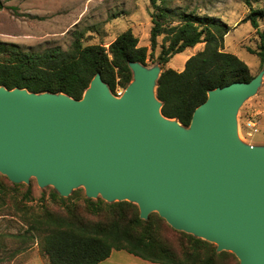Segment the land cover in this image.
<instances>
[{
	"label": "water",
	"instance_id": "1",
	"mask_svg": "<svg viewBox=\"0 0 264 264\" xmlns=\"http://www.w3.org/2000/svg\"><path fill=\"white\" fill-rule=\"evenodd\" d=\"M133 80L115 96L98 73L79 100L0 87V174L31 177L61 196L137 205L177 231L264 264V144L238 138L237 112L256 94L249 82L210 90L190 125L165 118L156 97L159 65L129 62Z\"/></svg>",
	"mask_w": 264,
	"mask_h": 264
},
{
	"label": "trees",
	"instance_id": "2",
	"mask_svg": "<svg viewBox=\"0 0 264 264\" xmlns=\"http://www.w3.org/2000/svg\"><path fill=\"white\" fill-rule=\"evenodd\" d=\"M149 1L154 9L150 14L152 52L157 38L163 36L157 57L163 68L157 80L156 97L162 103L161 113L165 118L188 127L194 110L206 101L210 90L249 82L254 76L236 55L223 51L224 37L231 30L226 22L215 16L171 9L168 0ZM248 5L250 12L246 20L258 29L264 8L252 9L249 2ZM3 8L0 1V10ZM259 37L257 49L247 51L264 68V34L259 33ZM199 44H203L202 50L185 61L183 70L165 68L175 55ZM146 59V47L138 46V38L130 29L118 35L108 49L99 44L84 45L79 34L66 51L51 47L24 52L15 44L0 42V87L63 93L79 100L98 73L112 93L117 84L125 88L131 80L128 63L145 64ZM22 186L0 175V213L8 214L5 210L18 213L27 226L19 236L25 243H36L48 264H98L112 251H125L157 264H238L232 253L217 252L214 244L173 229L156 213L141 219L133 203L83 198L84 212L96 218L89 220L78 205L70 203L76 191L64 198L52 190L48 201L58 206L54 211L44 199L39 205H27L32 201L30 186L19 199ZM163 225L182 236L179 253L163 238Z\"/></svg>",
	"mask_w": 264,
	"mask_h": 264
},
{
	"label": "rangeland",
	"instance_id": "3",
	"mask_svg": "<svg viewBox=\"0 0 264 264\" xmlns=\"http://www.w3.org/2000/svg\"><path fill=\"white\" fill-rule=\"evenodd\" d=\"M0 1L4 6L0 10V42L15 44L24 52H39L51 47H59L66 51L75 35L78 34L82 36L84 45L99 44L108 49L110 43L118 35L130 29L133 35L138 38V46L147 49L146 62L141 64L146 68L156 65L163 68L157 63L163 36L157 38L156 48L153 52L150 47V29L152 27L150 14L154 12V9L149 0ZM168 1L171 9L186 10L200 16H215L226 22L231 30L224 37L223 51L234 54L242 60L248 66L252 76H256L262 71L260 60L250 54L247 49L255 50L260 44L259 33L264 34V18L258 21V29H255L246 20V17L250 12L248 2L252 9H261L264 8V0ZM202 48L203 44H199L195 48L186 49L171 58L165 68L181 71L185 61ZM151 52L153 53L152 57L150 56ZM132 80L131 72V80L125 88ZM125 88L117 84L113 95L118 96L117 92H123ZM249 117H252L258 124V132L252 136L248 135L250 130L246 125V120ZM237 124L238 138L241 142L252 146L264 143V76L256 94L247 98L239 107ZM20 184L23 186L18 194L19 199L27 187L31 188L32 201L27 205H39L41 199H44V202L49 204L52 210H58L57 205L54 206L48 201L50 192L54 190L52 186L41 188L37 185L34 177H31L28 183ZM75 191L77 194L70 203L78 205L85 218L96 220L94 216L84 212L83 198H87L84 188H78L72 193ZM5 211H9V213H0V264H48L36 243L30 241L25 243L19 236L25 232L27 226L19 219L18 213L11 212V210ZM2 214L6 215L2 216ZM161 232L165 241L179 253L182 236L167 225L161 227ZM236 260L238 261L237 258Z\"/></svg>",
	"mask_w": 264,
	"mask_h": 264
},
{
	"label": "crops",
	"instance_id": "4",
	"mask_svg": "<svg viewBox=\"0 0 264 264\" xmlns=\"http://www.w3.org/2000/svg\"><path fill=\"white\" fill-rule=\"evenodd\" d=\"M98 264H157V263L145 261L125 251H112L107 259H105L104 261Z\"/></svg>",
	"mask_w": 264,
	"mask_h": 264
},
{
	"label": "built area",
	"instance_id": "5",
	"mask_svg": "<svg viewBox=\"0 0 264 264\" xmlns=\"http://www.w3.org/2000/svg\"><path fill=\"white\" fill-rule=\"evenodd\" d=\"M122 93H123L122 91H118L117 95L120 96ZM246 125L248 126V129L250 130V132L248 134L249 136H252V134L258 132V124L256 123V121L252 117H249L246 120Z\"/></svg>",
	"mask_w": 264,
	"mask_h": 264
}]
</instances>
